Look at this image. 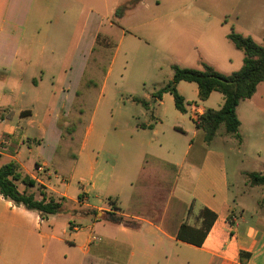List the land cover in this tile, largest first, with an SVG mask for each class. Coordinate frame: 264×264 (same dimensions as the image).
I'll return each instance as SVG.
<instances>
[{"label":"crops","instance_id":"0c3cea01","mask_svg":"<svg viewBox=\"0 0 264 264\" xmlns=\"http://www.w3.org/2000/svg\"><path fill=\"white\" fill-rule=\"evenodd\" d=\"M131 1L0 0V166L15 162L48 195L96 211L40 217L0 194V264H264V183L248 176L264 169V81L236 106L239 138L219 126L205 143L195 120L220 109L223 95L201 100L195 82L180 80L181 112L169 91L157 94L173 71L166 83H148L151 60L140 72L129 54L147 47L163 60L158 68L204 62L229 74L242 65V52L209 10ZM250 26L262 41L264 8L254 10ZM235 29L253 39L251 28ZM101 36L113 42L112 53L98 89L84 93ZM89 98L76 155L58 173L52 163L69 126L60 118ZM203 208L216 213L203 243L178 239L181 224L201 227Z\"/></svg>","mask_w":264,"mask_h":264},{"label":"trees","instance_id":"16d2710c","mask_svg":"<svg viewBox=\"0 0 264 264\" xmlns=\"http://www.w3.org/2000/svg\"><path fill=\"white\" fill-rule=\"evenodd\" d=\"M136 1L133 0L131 3ZM119 9H116V14L119 13ZM227 38L243 54L242 65L238 70L229 74H223L204 62H201L200 69L180 67L173 64L171 65L173 71L172 80L157 92L159 95L162 91H169L173 96L175 107L181 112L185 111L184 100L175 87V84L180 80L195 82L198 88V97L201 100H205L212 91H218L223 95L224 102L220 109L207 108L195 120V126L203 132L205 143H209L212 140L221 124L224 125L226 132L233 133L239 138V120L236 116V106L240 100L250 98L256 89V85L264 81V35L261 43H256L250 36H244L234 30H231L227 34ZM82 112L83 110L79 109V115H76L72 123L64 128L61 133L62 140L67 145L64 147L60 144L57 147V153L60 156L58 160L52 163V166L58 173H62V167L72 161L76 155L75 148L77 147L82 127L87 119L84 120L81 115ZM80 125H82L81 131L77 135ZM248 176L252 184L264 183V169L262 172H251ZM18 183L22 184L24 189H19ZM31 188H34V191H29ZM0 194L15 205L38 212L40 217L64 211L82 214L96 213L94 209H78L71 206L70 201L63 196L48 195L42 185L38 184L29 175L22 173L19 166L12 161L0 166ZM36 195L39 197L37 198ZM78 197L81 198V194ZM108 216L112 221L123 222L130 227L137 226L136 221L132 219L115 216L114 214H108ZM199 216L202 218L200 228L183 223L179 227L176 237L200 246L216 219V213L203 208L200 210ZM240 254L248 256V253L242 252Z\"/></svg>","mask_w":264,"mask_h":264},{"label":"rangeland","instance_id":"374dc122","mask_svg":"<svg viewBox=\"0 0 264 264\" xmlns=\"http://www.w3.org/2000/svg\"><path fill=\"white\" fill-rule=\"evenodd\" d=\"M123 6L124 5L122 4L119 7V13L117 14H120L122 9L125 8ZM155 8L158 10H166L171 8L182 10H209L215 15L219 16V19L221 20V29L223 30V32L227 33L231 30L236 31L235 28L239 26L244 27V29L251 28V34L253 36V39L255 35L257 43H261L259 37H261L263 32L254 34V27H251L250 23L254 20V10L255 13L258 14L259 11L264 8V0H161L160 4ZM237 16L238 18L236 19ZM112 48V41L108 40L104 36L98 38V42L94 49H92V53L88 58V62L84 70L83 79L80 84V88L84 93L88 89H92L88 90V92L90 93L91 91H95L96 89H98L101 77L106 69L107 62L112 53ZM68 50L69 49H67V51ZM139 50L140 48L129 54V60H132V62L135 63L132 68H136V70L143 72L144 62L149 58L151 60V63L149 64L146 75L148 83H150V81L166 83L168 75L172 73L171 67H156L157 61L162 63L163 60H158V55L151 53L150 50L147 49V47L144 48L142 51ZM91 100H93V98H89V101L82 103L83 112L81 113V115L83 116L84 120L88 116L89 106L92 105ZM75 105L76 104H72L71 109L65 114V117L60 118V124L64 121H67L68 125H70L75 119V116L79 115L78 112L74 111L76 109ZM59 116H61V114ZM81 126L82 125H80L78 129L77 135H79L81 131ZM243 130L245 131V129ZM224 131V125L221 124L219 132ZM61 145L65 147L67 143H65V141L63 140V143ZM243 182L244 181L242 180V178L236 179V183H239V185H241ZM19 186L21 188L22 184H20ZM72 186L73 188L75 187L74 184Z\"/></svg>","mask_w":264,"mask_h":264}]
</instances>
